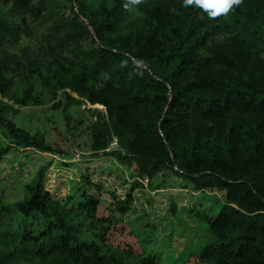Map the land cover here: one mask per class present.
<instances>
[{
    "label": "trees",
    "instance_id": "obj_1",
    "mask_svg": "<svg viewBox=\"0 0 264 264\" xmlns=\"http://www.w3.org/2000/svg\"><path fill=\"white\" fill-rule=\"evenodd\" d=\"M66 1L76 12L52 27L46 47L36 44L30 86L13 83L30 30L0 11V162L14 146L61 155L25 127L22 108L48 103L68 125L73 105L104 107L105 119L88 121L90 156L133 167L150 185L171 175L222 194L213 214L197 213L203 244L167 264H264V0L215 17L184 0ZM30 3L0 0L17 15ZM134 11L140 22L120 32ZM47 164L18 184L0 182V264H163L102 207L86 176L61 197L45 190ZM130 201L113 210L124 215Z\"/></svg>",
    "mask_w": 264,
    "mask_h": 264
},
{
    "label": "rangeland",
    "instance_id": "obj_2",
    "mask_svg": "<svg viewBox=\"0 0 264 264\" xmlns=\"http://www.w3.org/2000/svg\"><path fill=\"white\" fill-rule=\"evenodd\" d=\"M37 8L41 11L40 16L34 18L31 9ZM0 11L17 21L23 19L30 30L31 38L25 37L24 44L17 49L23 69L19 74L14 73L13 83H16L17 87L33 85L31 63L34 61V55L41 58V46L36 44L46 47L45 36L51 32L54 25L71 20L76 7L73 2L66 0H31L29 9L20 15L12 13L8 6L0 5ZM77 17L79 22L87 24L81 16ZM139 22V14L134 11L119 31L123 32L126 26H135ZM90 32L92 34L91 30ZM221 37L219 34L215 38ZM56 39L53 38L51 43ZM83 41L85 44L90 43V38L84 37ZM57 54L65 64L71 58L67 53ZM65 56H68V59L65 60ZM261 58L264 62V52ZM34 86L37 91H41L37 80L34 81ZM45 99L47 100L48 96H45ZM69 112L70 120L67 125L63 116L50 109L48 103L28 105L21 109L20 117L26 122L25 127L30 128L33 134L43 137L45 142L60 151L61 155L14 146L0 162V182L7 185L18 184L24 177L33 175L37 166L48 163L41 170V183L45 190L61 197L70 193L73 182H76V188L86 176L91 183L92 193L99 199L102 207L118 217L127 232L137 237L144 249H152L153 255L161 251L160 259L162 258L163 264H167L165 256L171 259L178 254L188 256L201 246L208 236V231L205 222L197 213L204 210L208 215L213 214L223 203L222 194L219 191L196 190L190 181L171 175L157 178L150 185L146 178H137L132 173L133 167L126 170L107 155L90 156L87 151L90 139L88 121L97 119L98 113L105 119V108L94 107L85 101L80 106L73 105ZM128 194L131 197L128 211L120 215L113 210V204L125 199Z\"/></svg>",
    "mask_w": 264,
    "mask_h": 264
},
{
    "label": "clouds",
    "instance_id": "obj_3",
    "mask_svg": "<svg viewBox=\"0 0 264 264\" xmlns=\"http://www.w3.org/2000/svg\"><path fill=\"white\" fill-rule=\"evenodd\" d=\"M140 0H130V3L135 5ZM186 5H195L207 12L209 17H215L219 14L227 13L233 4H238L239 0H184ZM125 8L129 4L124 5Z\"/></svg>",
    "mask_w": 264,
    "mask_h": 264
},
{
    "label": "built area",
    "instance_id": "obj_4",
    "mask_svg": "<svg viewBox=\"0 0 264 264\" xmlns=\"http://www.w3.org/2000/svg\"><path fill=\"white\" fill-rule=\"evenodd\" d=\"M109 148H111V149L117 148V141H116V139H112V141H110Z\"/></svg>",
    "mask_w": 264,
    "mask_h": 264
},
{
    "label": "bare ground",
    "instance_id": "obj_5",
    "mask_svg": "<svg viewBox=\"0 0 264 264\" xmlns=\"http://www.w3.org/2000/svg\"><path fill=\"white\" fill-rule=\"evenodd\" d=\"M98 108H101V107L98 106Z\"/></svg>",
    "mask_w": 264,
    "mask_h": 264
}]
</instances>
